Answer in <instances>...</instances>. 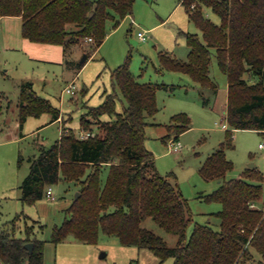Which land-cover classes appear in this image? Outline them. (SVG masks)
I'll return each instance as SVG.
<instances>
[{
  "label": "trees",
  "instance_id": "1",
  "mask_svg": "<svg viewBox=\"0 0 264 264\" xmlns=\"http://www.w3.org/2000/svg\"><path fill=\"white\" fill-rule=\"evenodd\" d=\"M135 1L0 0V17L21 15L25 38L60 44L67 55L81 38L89 36L94 41L93 50H97L107 36L108 21L118 25L122 18L133 13ZM182 3L202 35L180 29L189 46L188 56L182 59L160 51L161 67L186 73L200 86L217 90L210 69L214 49L229 83L225 118L230 128L225 140L201 167L205 179H216L219 183L205 199L222 203V209L215 213L220 218V228L196 223L186 240L192 219L188 201L168 176L158 171L153 152L145 146L147 116H154L159 110L157 90L174 86L138 81L130 69L129 54L113 70L114 92L81 116L82 130H90L92 134L82 138L72 128L64 129L54 143L42 145L40 152L29 159L30 171L20 185L23 204L44 198L49 186L60 180L61 170L81 185L80 195L68 207L65 220L53 228L51 241L58 243L73 235L83 242H96L102 230L119 237L123 244L150 249L161 261L173 257V264H235L241 259L253 260L255 251L264 257V211L252 206L264 199L263 178L259 176L264 171L253 166L242 176L227 178L234 163L226 155V148L234 146L233 129H257L264 133V0H182ZM205 6L220 16V23L205 14ZM86 55L79 68L92 53ZM247 72L259 80L250 82L245 78ZM20 86V125L29 116L45 112L53 114V121L61 116V110L38 93L31 81H23ZM117 86L127 101L120 112L116 109ZM104 114L116 116L103 120ZM95 123H99V131H94ZM191 126L186 113L174 115L165 138L178 139ZM22 158L20 155V162ZM104 164L109 169L102 185L100 170ZM86 167L90 171L84 178ZM24 216L28 215L19 212L0 230V264L24 261L44 264L48 240L33 236V226L28 223L25 235H16V220ZM148 217L177 234V244L169 245L143 226ZM27 242L34 243L33 250L26 247Z\"/></svg>",
  "mask_w": 264,
  "mask_h": 264
},
{
  "label": "rangeland",
  "instance_id": "2",
  "mask_svg": "<svg viewBox=\"0 0 264 264\" xmlns=\"http://www.w3.org/2000/svg\"><path fill=\"white\" fill-rule=\"evenodd\" d=\"M179 1L136 0L133 13L122 18L118 25L114 26L111 20L108 21L107 36L97 50H93L94 41L86 38H81L67 55L60 44H57L58 50L48 53L42 49L5 52L0 46L1 191L7 189L9 184L11 189L15 182L20 185L30 171L29 159L40 152L42 145L54 143L66 127L77 134L82 131L81 116L90 106L100 105L108 93L114 92L113 70L131 54L130 69L138 81L174 86L157 90L159 110L154 116H147L149 124L146 127L145 146L153 152L158 171L168 176L188 201L192 219L187 227L186 240L196 223L220 228V218L215 213L222 209V203L205 199L219 183L216 179H205L201 167L226 138V128L222 122L226 121L228 78L218 65L214 49L210 69L212 78L218 84L217 90L200 86L186 73L161 67L160 51L187 58L189 46L186 38L179 33L180 29L202 35L197 25L189 21L186 5ZM203 10L214 22H221L220 16L210 7L205 6ZM139 31L147 32L145 39L140 38ZM87 52H91L92 56L77 75L81 59ZM245 78L250 82L259 80L258 76L248 72ZM22 81H34L38 93L49 98L61 110L65 121H53V114L45 112L40 116H29L20 125ZM68 87L73 91H67ZM116 92V109L120 112L127 101L118 86ZM180 113L190 117L192 126L182 132L178 139L173 136L168 140L165 138L167 125L172 123L174 115ZM115 116L104 114L101 118L108 120ZM93 127L94 131L100 130L99 123ZM260 142H264V133L257 129H233L234 146L226 148V155L233 161L234 168L227 173V178L242 176L248 167H253L252 163L264 171V149L259 146ZM172 143L178 144L179 149H174ZM20 155L23 156L21 162ZM108 169L106 164L101 167L102 185ZM89 171V167H86L84 178ZM259 174L264 183V173ZM51 187L52 197L45 195L35 203L25 204L21 211L28 216L16 220L19 225L16 235H25L24 228L28 223V226H33V236L49 239L53 228L63 223L81 185L61 170L60 180ZM1 205L0 201V211ZM1 224L0 221V230ZM142 224L163 237L169 245L177 244L178 235L165 230L152 217ZM71 238L77 240L73 235ZM105 251L107 254L101 257ZM56 258L58 264L174 263L173 257L161 261L150 249L123 244L119 237L107 235L102 230L96 242L63 243ZM235 264H264V257L255 251L253 260L241 259Z\"/></svg>",
  "mask_w": 264,
  "mask_h": 264
},
{
  "label": "crops",
  "instance_id": "3",
  "mask_svg": "<svg viewBox=\"0 0 264 264\" xmlns=\"http://www.w3.org/2000/svg\"><path fill=\"white\" fill-rule=\"evenodd\" d=\"M179 2L182 3V0H180ZM189 21H191V20L189 19ZM22 24H23V19H22L21 15H3L0 17V46L4 49L5 52H6V50L18 51V50L28 49L29 51H31V50L35 51L37 49H42L45 53H48L51 50L55 51V49H57V50L59 49V48H57V47H59L57 44L35 42V41H31V40L25 38L23 36V33H22ZM188 53H189V50H188ZM62 55H64V53H62ZM82 68H79L77 75L82 70ZM31 82L33 83V86H34V81H31ZM21 83H20V85H21ZM228 86H229V83H228ZM1 95H2V93H0V96ZM0 98L2 99V97H0ZM227 103H228V99L226 102V110H227ZM58 119L61 121L62 120L65 121V117L62 115ZM224 122L227 123V120ZM224 122H222V123H224ZM155 124H158V122ZM225 128L227 130L228 127H225ZM65 130H69V128L66 127ZM16 183L17 182H15L14 185L12 186V188L15 190H12V188L10 189V187H11L10 184L8 185L7 189L5 188L2 191L0 190V201L2 204L1 205L2 211H0V215H2V217L0 218V221L2 223L1 224L2 227L6 222L14 219L17 216V214H19V211L21 212V210H23L25 207V204H23V202L21 200V188H20L21 184L19 185V183H17L18 184V188H17ZM70 236H68L65 240L58 242V243L51 241L50 240L51 237L49 239H47L48 241L46 242V245H45L44 264H58L56 257H57V254L59 252L60 245H62L63 243H69V242L85 243V242H83L77 238H76L77 239L76 241L72 240L73 238L70 239ZM102 253H105V254L102 255ZM102 253H101V257H103L107 254L106 251L102 252Z\"/></svg>",
  "mask_w": 264,
  "mask_h": 264
},
{
  "label": "built area",
  "instance_id": "4",
  "mask_svg": "<svg viewBox=\"0 0 264 264\" xmlns=\"http://www.w3.org/2000/svg\"><path fill=\"white\" fill-rule=\"evenodd\" d=\"M193 6H194V4H193ZM138 34H139V36H140L141 39H145L146 36H147V32L146 31H139ZM86 39L87 40H91V41L93 40V38L91 36L87 37ZM67 91L72 92L73 90H72L71 87H68L67 88ZM222 125H223V127H228V124L225 123V122L222 123ZM91 134L92 133H91L90 130H82L81 132H79V135L82 138H86V137L90 136ZM172 145H173L174 149H176V150L179 149V145L178 144H173L172 143ZM259 146L264 149V142H260L259 143ZM47 196H50V197L53 196V190H52V187L51 186H49V188L47 190ZM252 206L253 207H260L264 211V199L262 201H260V202H253L252 203ZM22 264H30V263L28 261H24Z\"/></svg>",
  "mask_w": 264,
  "mask_h": 264
},
{
  "label": "water",
  "instance_id": "5",
  "mask_svg": "<svg viewBox=\"0 0 264 264\" xmlns=\"http://www.w3.org/2000/svg\"><path fill=\"white\" fill-rule=\"evenodd\" d=\"M86 57H87V55L85 54L84 56H83V58L81 59V62H84L85 60H86ZM252 166H254V163H252L251 164ZM80 195V192H77L76 193V198L78 197ZM33 245H34V243L33 242H27L26 243V247L31 251V250H33ZM105 253H102V255H104Z\"/></svg>",
  "mask_w": 264,
  "mask_h": 264
}]
</instances>
